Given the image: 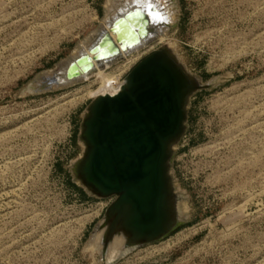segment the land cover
Segmentation results:
<instances>
[{"label": "rangeland", "instance_id": "obj_1", "mask_svg": "<svg viewBox=\"0 0 264 264\" xmlns=\"http://www.w3.org/2000/svg\"><path fill=\"white\" fill-rule=\"evenodd\" d=\"M110 1L0 0V264H100L114 252L110 237L89 242L114 197L89 196L72 176L99 80L19 94L94 32ZM174 2V25L143 50L168 44L202 82L220 77L189 97L172 146L187 219L105 264H264V0Z\"/></svg>", "mask_w": 264, "mask_h": 264}, {"label": "water", "instance_id": "obj_2", "mask_svg": "<svg viewBox=\"0 0 264 264\" xmlns=\"http://www.w3.org/2000/svg\"><path fill=\"white\" fill-rule=\"evenodd\" d=\"M146 14L139 7L118 12L106 29L92 35L88 53L93 59L103 52L118 55L116 42L133 38L132 30L139 35L145 32V40L150 39L164 22L146 23ZM174 23L164 24L171 28ZM88 53H70L53 69L37 73L19 94L37 80L41 81L32 93L75 84L68 83L80 78L79 71L88 73L93 68ZM125 77V85L117 92L99 95L86 107L77 136L87 147L72 176L81 181L87 195L114 197L104 218L113 216L112 224L120 221L132 250L158 241L187 219L184 212L175 211L176 200L182 197L175 196L178 192L172 187V146L184 132L189 97L211 89L220 77L205 82L196 75L191 79L162 48L145 54Z\"/></svg>", "mask_w": 264, "mask_h": 264}, {"label": "bare ground", "instance_id": "obj_3", "mask_svg": "<svg viewBox=\"0 0 264 264\" xmlns=\"http://www.w3.org/2000/svg\"><path fill=\"white\" fill-rule=\"evenodd\" d=\"M152 3L154 4V11L153 12H158L160 14L161 18L153 19V18H150L148 14H146V16H144L146 23L161 22V21L164 23H169V24L174 23L176 16H177V9H176V4H175L174 0H152ZM135 7H139L141 9H144L141 5L134 2V0H112V1H110V3H108V5H107L106 12L104 11L105 16L103 17V20L101 21L99 26L94 30V32H92L89 35V37L87 36L83 41H81V43H79L76 46V48L72 51L71 54L78 55L81 52H87L88 53V45L91 42L93 34H95L101 28L106 29L109 20L116 17L118 12H124L129 8L132 9ZM146 13H147V11H146ZM164 23H162V25L160 24L161 26H159V28H157L154 31L153 36L148 40H145V38H144V36H146L145 32H142V34L139 35L137 31L132 30V32L135 34L133 38L125 37V40L123 42H120V41L116 42V48L119 51L118 55H116V56L109 55V53H107V52H103V53H100L98 55L99 59H93V55L88 53V56L92 62L93 68L88 73H84L83 71H79L80 78L74 79V80L70 81L68 84L70 85V84L76 83L77 81H84V80H87L88 78H91L92 76H94L96 79L99 80V83H98V86L94 90L89 91V96L95 98V97L102 95V94H114L122 86L125 85V82H126L125 76H126L127 72L129 71V69L140 58H142L145 54H147L148 52H151V51H144L143 49L146 48L147 46H149L150 43H152L154 40H157L160 42V40H162L164 38V36L168 32V30L170 29V27ZM110 35L113 38V40H115V35L113 33H110ZM172 47L173 46H169L168 44H166V45L161 46L160 48L165 50V52L179 66H182L179 59L177 57H175L174 49ZM134 58H137L136 61L125 71L124 76H121L119 73L109 74L106 72V70H108V68L110 66H112L113 64H118L120 61H122L125 65L129 60H132ZM117 69H119V68H117ZM184 71L189 78L195 79L192 74H190L186 70H184ZM45 75L52 76L54 74H53V72H47ZM57 78L59 79L58 76H57ZM40 81L41 80H37L36 82L28 83V85L23 88L21 93H25V92L32 93V92L36 91ZM87 112H88V110L85 109L84 116H86ZM79 142L82 145L83 150H82V154L78 158L77 162L75 161V166L73 168V172H74V169L77 168L78 162L83 158V155H84L86 147H87L86 143L82 139H79ZM173 146H175L174 143H173ZM75 180H76V182H78V184L82 185L81 181L79 179H75ZM174 184L175 183H173V181H172V187H174V189H175L176 187ZM179 195L182 197V201H179L178 199L176 200L175 211L182 213L183 208H184L183 207L184 196H182L181 193H178L175 196H179ZM104 220H106V223L101 222L100 224L98 223V225L95 226V228L93 229V231L90 234L89 242L90 243L93 242L94 244H92V246L93 245L95 246V243H97V239L100 236H102L105 239H108L110 237L109 239L113 240V242H115L117 245L112 244V246H114V248H115L114 252L112 251L113 254H110L109 252L106 253L104 255V257H101V263L100 264H105V261H104L105 257H106V262H109L110 260H115L120 255L131 250L130 242H129V234H128V232H126L123 229V227L120 224V221H116L114 224H112L113 216L105 217ZM103 224H105V225L103 226ZM104 231L106 233H104ZM113 236H115V238L112 239ZM104 238H102V239H104ZM98 241H99L98 243L101 242V240H99V239H98ZM101 244H102V242H101ZM106 244H107V242H106ZM107 246H108V244H107ZM110 246H111V243H110ZM108 248H105V249L102 248V249H104V251L105 250L108 251L109 250Z\"/></svg>", "mask_w": 264, "mask_h": 264}, {"label": "snow or ice", "instance_id": "obj_4", "mask_svg": "<svg viewBox=\"0 0 264 264\" xmlns=\"http://www.w3.org/2000/svg\"><path fill=\"white\" fill-rule=\"evenodd\" d=\"M134 2L141 5L147 11V14L149 15L150 18H153V19L161 18L158 12L152 11L154 7L152 0H134Z\"/></svg>", "mask_w": 264, "mask_h": 264}, {"label": "built area", "instance_id": "obj_5", "mask_svg": "<svg viewBox=\"0 0 264 264\" xmlns=\"http://www.w3.org/2000/svg\"><path fill=\"white\" fill-rule=\"evenodd\" d=\"M119 66H120L119 69L121 70L120 71V75L121 76H124L125 75V71H126V69H127V67L129 65L128 66L127 65H124V63L122 61H120L119 62ZM69 137H70V139H69V144L68 145H69V147H71V135Z\"/></svg>", "mask_w": 264, "mask_h": 264}, {"label": "trees", "instance_id": "obj_6", "mask_svg": "<svg viewBox=\"0 0 264 264\" xmlns=\"http://www.w3.org/2000/svg\"><path fill=\"white\" fill-rule=\"evenodd\" d=\"M74 125H75V127L77 126L76 124H74ZM74 133H75V130H74ZM74 133L72 135H74ZM72 138H73V136H71V142L74 143V141H72L73 140ZM68 185L75 186L73 183H69V182H68ZM81 191L82 192L79 194L81 198L93 199V198L87 196L83 190H81Z\"/></svg>", "mask_w": 264, "mask_h": 264}]
</instances>
